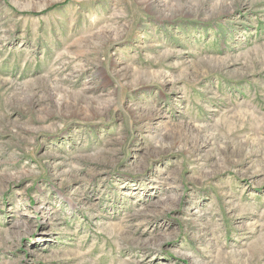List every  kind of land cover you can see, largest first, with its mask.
<instances>
[{
    "label": "rangeland",
    "instance_id": "1",
    "mask_svg": "<svg viewBox=\"0 0 264 264\" xmlns=\"http://www.w3.org/2000/svg\"><path fill=\"white\" fill-rule=\"evenodd\" d=\"M0 264H264V0H0Z\"/></svg>",
    "mask_w": 264,
    "mask_h": 264
}]
</instances>
